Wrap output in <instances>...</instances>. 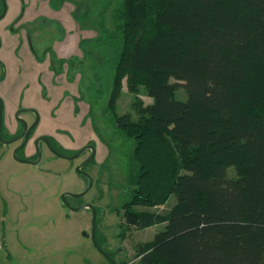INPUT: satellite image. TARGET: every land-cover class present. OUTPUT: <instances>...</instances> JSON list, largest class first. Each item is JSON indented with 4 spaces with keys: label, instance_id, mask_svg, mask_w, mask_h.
Here are the masks:
<instances>
[{
    "label": "trees",
    "instance_id": "trees-1",
    "mask_svg": "<svg viewBox=\"0 0 264 264\" xmlns=\"http://www.w3.org/2000/svg\"><path fill=\"white\" fill-rule=\"evenodd\" d=\"M93 15L115 47L103 111L133 141L118 211L137 229L163 225L138 264H264V0H105ZM171 195L166 211L135 209Z\"/></svg>",
    "mask_w": 264,
    "mask_h": 264
},
{
    "label": "rangeland",
    "instance_id": "rangeland-1",
    "mask_svg": "<svg viewBox=\"0 0 264 264\" xmlns=\"http://www.w3.org/2000/svg\"><path fill=\"white\" fill-rule=\"evenodd\" d=\"M69 1L74 9L80 6L78 15L73 16L74 20L77 23L80 21V26L84 28L95 29L90 17L93 19V12L105 0ZM119 2L112 0V6ZM1 3L0 0V12ZM86 3L90 13L88 18L83 19ZM39 23L21 28L14 25L11 34L17 36L21 35L23 29L29 31L34 59L42 62L44 57L46 60L50 57L49 69L44 72L52 76L55 84L75 82L71 85L74 89H63L64 94L59 103L64 112L66 128L61 129L63 139H58V143L68 156L74 155L86 144L95 148L94 160L81 168L90 176L91 186L82 196H67L70 205L64 204L61 200L64 192L76 194L87 186L88 177L78 173L75 168L90 154L83 159L82 156L61 157L46 150L44 146H39L38 164L42 175L28 179L24 192L16 194L8 190L10 184L22 178L23 169L9 168L8 172L4 171L0 176V234L5 246L0 251V264H109L94 247L90 237L85 236V233L91 231L92 211L88 208L76 211L71 209V206L78 207L87 203L105 212L104 216H101L103 212L98 214L96 223V235L98 238V233L103 235L99 239L101 248L113 253L120 264H138V247L151 241L163 225L137 229L126 225L122 211H118L128 188L126 176L135 168V161L132 157L133 141L121 137L103 111L111 88L113 71L110 60L115 47L99 40L81 41V56L61 60L54 58L51 49L42 55L41 46L44 42L36 32L42 29ZM48 92L42 81L39 96L47 100ZM175 96L186 99L181 86L177 87ZM140 97L144 103L151 102L143 89ZM131 101L132 95L124 82L115 105L117 113L131 111ZM53 111L51 109L54 115ZM24 117L30 119L29 114H24ZM10 133L3 122L2 134L8 136ZM6 161L19 163L12 155V145L1 144L0 141V164L5 165ZM227 173L233 175L234 169L229 167ZM175 201V196L171 195L163 204L136 206L135 209L163 212Z\"/></svg>",
    "mask_w": 264,
    "mask_h": 264
},
{
    "label": "crops",
    "instance_id": "crops-1",
    "mask_svg": "<svg viewBox=\"0 0 264 264\" xmlns=\"http://www.w3.org/2000/svg\"><path fill=\"white\" fill-rule=\"evenodd\" d=\"M6 5V13L0 20V65L2 66H0V97L4 103L5 126L12 132L16 128L13 119L15 110L21 106L35 107L40 115L37 133H46L57 141L58 139L62 141L61 129L66 128V122L59 103L64 94L63 89H74L71 85L75 82L67 85L65 81L55 84L51 79L52 76L44 72L49 69L50 57L47 60L44 57L45 60L42 62L35 60L29 31L23 29L21 35L16 36L11 34L12 29L14 30L11 27L34 26L40 21L42 29L36 32L44 42L41 46L42 55L51 49L54 58L61 60L81 56L79 42L98 40V33L95 29L79 26L73 18L75 9L69 0L63 2L61 0H6ZM43 37H45L44 40ZM42 81L49 91L47 100L39 96ZM51 109L55 110L54 115ZM31 153L32 150L28 147L25 155L28 157ZM17 162L20 164L10 161H6L5 165L0 164V176L4 171L8 172L9 168L23 169L22 178L8 186L9 192H16V194L26 189L24 185L29 181L28 179L42 175L39 164L24 165L22 163L27 162ZM0 205H2L1 198ZM0 237L5 246L1 234Z\"/></svg>",
    "mask_w": 264,
    "mask_h": 264
},
{
    "label": "water",
    "instance_id": "water-1",
    "mask_svg": "<svg viewBox=\"0 0 264 264\" xmlns=\"http://www.w3.org/2000/svg\"><path fill=\"white\" fill-rule=\"evenodd\" d=\"M2 2V10L0 12V19H2L6 13V9H7V5H6V0H1ZM0 46H1V38H0ZM30 111H33L35 113V120L34 122L28 126L27 125V122L22 119L20 117V114L21 113H24V112H30ZM2 114H3V103H2V100L0 98V141H3L4 143H9V142H13L15 140H18L20 138L23 137V141L21 143L20 146H23L26 141H27V138H28V135L29 133L31 132V130L36 126L37 122H38V119H39V115L37 113V111H35L34 109H31V108H22V109H19L16 111L15 113V117L18 121H20L22 123V126H23V129H22V132L20 133L19 136L13 138V139H8V140H5L2 138L1 136V124H2ZM42 139L43 141H45L49 147V149L55 154V155H58V156H61V157H67V158H75V157H78L81 152L86 148V147H82L76 154L74 155H71V156H67V155H64L58 151H56L48 142L47 138L45 137H40L38 139L35 140V146L37 148V151H38V157L37 159L35 160H30L28 158H25V157H19L17 155V150L18 148L14 149L12 151V155L13 157L17 160V161H20V162H27V163H32V164H38L39 160H40V151H39V147H38V141ZM91 148V154L90 156L83 162H81L79 165L76 166L75 170L78 172V173H82L84 175H86L88 177V180H89V183L88 185L82 190L80 191L79 193H76V194H72V193H68V192H64L62 195H61V200L64 204H67V205H70L69 202L67 201V195L71 194V195H74L75 197H79V196H82L84 195L88 188L90 187L91 185V178L90 176H88L87 174H85L82 170H81V167L84 166L85 164H87L94 156L95 154V148L91 145L89 146ZM85 207H88L89 209H91L92 211V220H91V231L90 233H85V236H89L94 247L97 249V251L109 262V264H115L114 261L110 258V256L108 255V253L103 250L101 248V246L98 244L97 240H96V237H95V229H96V214H95V210H94V207L91 205V204H83L81 206H78V207H74V206H71V209L72 210H80L82 208H85Z\"/></svg>",
    "mask_w": 264,
    "mask_h": 264
},
{
    "label": "flooded vegetation",
    "instance_id": "flooded-vegetation-1",
    "mask_svg": "<svg viewBox=\"0 0 264 264\" xmlns=\"http://www.w3.org/2000/svg\"><path fill=\"white\" fill-rule=\"evenodd\" d=\"M1 98V97H0ZM2 100V99H1ZM2 103H3V100H2ZM4 104V103H3ZM23 107H19L18 109H16L15 110V112L13 113V119H14V123H15V125H16V128L10 133V135L8 134V136H5V135H2V132H1V136H2V138L3 139H5V140H10V139H13V138H15V137H17V136H19L20 135V133L22 132V129H23V126H22V123L20 122V121H18L17 119H16V117H15V113H16V111L17 110H19V109H22ZM27 108H31V109H34L35 111H37V113H38V115H39V112H38V110L35 108V107H27ZM3 110H4V105H3ZM24 114L25 115H27V114H29L30 115V119H27V118H25L24 117ZM4 112H3V114H2V124H1V129H2V125H3V122H4ZM20 117L22 118V119H24L26 122H27V125L28 126H30L33 122H34V120H35V113L33 112V111H30V112H24V113H21L20 114ZM39 124H40V115H39V119H38V122H37V124H36V126L31 130V132L29 133V135H28V138H27V141H26V143L23 145V146H20L21 145V143H22V141H23V137L22 138H20V139H18V140H15V141H13V142H9V143H4L3 141H1V144H7V145H12V151L14 150V149H16V148H18V150H17V155L19 156V157H26V158H28V159H31V160H35V159H37V157H38V151H37V148H36V146H35V140L36 139H38V138H40V137H45V138H47V140H48V142H49V144L56 150V151H58V152H60V153H62V154H64V155H67L68 153H66L64 150H63V148L61 147V146H59V143H58V141L55 139V138H53L51 135H49V134H46V133H37V129H38V127H39ZM7 135V134H6ZM39 146H44L45 148H46V150H48L49 149V147H48V145H47V143L45 142V141H43L42 139H40L39 141H38V147ZM89 146H91V145H85L84 147H86L82 152H81V154L78 156V157H81V159H83V158H86L87 157V155H89V154H91V148L89 147ZM30 148L31 150H32V153L27 157L26 155H25V151H26V149L27 148ZM48 151H50L51 153H53L50 149L48 150ZM62 151H64V152H62ZM54 154V153H53ZM76 154V153H75ZM58 156V155H57ZM68 156V155H67ZM69 156H71V155H69ZM90 156V155H89ZM88 156V157H89ZM87 157V158H88ZM75 158H77V157H75ZM86 158V159H87ZM86 159H84V161L86 160ZM92 160H94V156H93V158L88 162V163H91L92 162ZM83 162V161H82ZM80 164V163H79ZM78 164V165H79ZM82 168V167H81ZM88 183H89V180H88ZM88 185V184H87ZM91 186V185H90ZM89 189V188H88ZM67 196H74V195H71V194H69V195H67ZM67 199V198H66ZM88 204V203H87ZM94 207V206H93ZM85 208H88V207H85ZM89 209V208H88ZM91 210V209H90ZM94 210H95V214H96V223H97V219H98V214H100V212H103V214L101 215V216H104V214H105V212L104 211H102V210H98L96 207H94ZM100 235H102V233H99ZM97 235H96V229H95V237H96ZM103 236V235H102ZM97 240V239H96ZM107 252V251H106ZM108 253V255L110 256V258L114 261V263L115 264H120V262L114 257V254L113 253H111V252H107ZM107 261V260H106ZM108 262V261H107ZM109 263V262H108Z\"/></svg>",
    "mask_w": 264,
    "mask_h": 264
},
{
    "label": "built area",
    "instance_id": "built-area-1",
    "mask_svg": "<svg viewBox=\"0 0 264 264\" xmlns=\"http://www.w3.org/2000/svg\"><path fill=\"white\" fill-rule=\"evenodd\" d=\"M4 248V242L2 238L0 237V251Z\"/></svg>",
    "mask_w": 264,
    "mask_h": 264
}]
</instances>
